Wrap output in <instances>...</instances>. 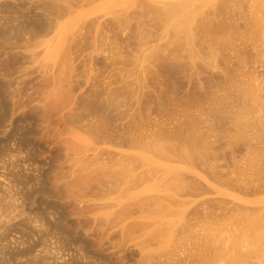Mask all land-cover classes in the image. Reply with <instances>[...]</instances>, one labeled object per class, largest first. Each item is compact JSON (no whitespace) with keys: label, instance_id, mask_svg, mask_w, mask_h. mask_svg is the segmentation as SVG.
I'll use <instances>...</instances> for the list:
<instances>
[{"label":"rangeland","instance_id":"1","mask_svg":"<svg viewBox=\"0 0 264 264\" xmlns=\"http://www.w3.org/2000/svg\"><path fill=\"white\" fill-rule=\"evenodd\" d=\"M261 208L264 0H0V264H264Z\"/></svg>","mask_w":264,"mask_h":264},{"label":"bare ground","instance_id":"2","mask_svg":"<svg viewBox=\"0 0 264 264\" xmlns=\"http://www.w3.org/2000/svg\"><path fill=\"white\" fill-rule=\"evenodd\" d=\"M146 149H148V148H146ZM159 149H160V148H159ZM159 149H158V150H159ZM154 150H155V149H154ZM154 150H153V151H154ZM158 150H157V153L160 152V151H158ZM161 151H162V150H161ZM163 151H164V150H163ZM163 151H162V152H163ZM155 153H156V150H155ZM160 153H161V152H160ZM143 155H144V154H143ZM143 155H142V156H143ZM140 157H141V156H140ZM99 165H100V164H99ZM148 165H149V164H148ZM150 165H152V163H151ZM101 167H102V166H101ZM103 167H105V166H103ZM103 167H102V168H103ZM126 167H127V166H126ZM148 167H149V169L151 168L150 166H148ZM148 167H147V168H148ZM96 168H97V167H96ZM105 168H106V167H105ZM129 168H131V167H129ZM153 168H154V166H153ZM166 168H167V167H166ZM166 168H165V169H166ZM170 168H171V167H170ZM93 169H94V168H93ZM97 169H100V168L98 167ZM127 169H128V168H127ZM145 169H146V168H144V170H145ZM162 169H164V167H163ZM162 169H161V172H162ZM167 169H168V168H167ZM103 170L105 171L106 169H103ZM152 170H153V169H152ZM81 171H82V169H81ZM84 171H86V170H84V168H83L82 173H83ZM95 171H96V170H95ZM95 171H93V172L95 173ZM128 171H129V169H128ZM130 171H131V170H130ZM147 171H148V170H147ZM173 171H174V170L172 169V171H169V173H171V172H173ZM88 172H89V171H88ZM98 172L100 173V171H97V173H98ZM102 172H103V171H102ZM106 172H107V171H106ZM122 172H123V171H122ZM145 172H146V171H145ZM167 172H168V171H167ZM85 173H86V172H85ZM91 173H92V171H91ZM94 173H93V174H94ZM103 173H104V172H103ZM107 173H108V172H107ZM117 173H118V172H117ZM119 173H120V172H119ZM146 173L149 174V171L146 172ZM150 173H151V170H150ZM159 173H160V172H159ZM162 173H163V172H162ZM176 173H177V172H176ZM176 173H174V174H176ZM100 174H101V173H100ZM104 174H105V173H104ZM123 174H125V173H123ZM160 174H161V173H160ZM163 174H164V173H163ZM163 174H162V177H163V178H166L167 176L164 177ZM167 174H168V173H167ZM86 175H87V173H86ZM101 175H102V174H101ZM128 175H129V176H128V178H129V177L131 176V174L128 173ZM178 175H179V174H178ZM88 176H89V175H88ZM88 176H87V177H88ZM105 176H106V175H105ZM119 176H120V175H119ZM124 176H125V175H124ZM124 176H123V177H124ZM160 176H161V175H160ZM169 176H170V175H169ZM175 176H176V175H175ZM121 177H122V175H121ZM121 177H120V178H121ZM170 177H171V176H170ZM128 178H127V179H128ZM139 178H141V176H140ZM167 178H169V177H167ZM167 178H166V179H167ZM174 178H177V177H174ZM179 178H180V177H179ZM125 179H126V178H125ZM141 179H142V178H141ZM169 179H171V178H169ZM167 180H168V179H167ZM174 180H175V179H174ZM178 180L180 181V179H178ZM124 181H125V180H124ZM162 181H163V180H162ZM175 182H176V181H175ZM161 183H162V182H161ZM164 183H165V182H164ZM168 184H170V182H169ZM173 184H174V183H173ZM164 186H166V184H164ZM146 187H148V186H146ZM166 187H168V186H166ZM149 188H150V187H149ZM152 189H153V188H150L151 191H152ZM154 189H155V188H154ZM156 189H157V188H156ZM143 190H144V189H143ZM143 190H142V191H143ZM145 190H147V188H146ZM145 190H144V191H145ZM148 190H149V189H148ZM148 190H147V191H148ZM150 190L148 191V193H150ZM153 191H155V190H153ZM134 192H135V191H134ZM134 192H132V194H133ZM136 194H137V193H136ZM136 194H135V195H136ZM139 194H140V193H139ZM137 195H138V194H137ZM147 196H148V195H147ZM155 197L159 198L158 196H155ZM157 200H158V199H157ZM257 202H258V203H261V201H260V202L257 201ZM257 202H256L255 204H257ZM253 204H254V203L252 202V205H253ZM261 204H262V203H261ZM262 206H263V204H262ZM255 208H256V207H255ZM255 208H254V209H255ZM256 209H258V208H256ZM261 209H262V208H261ZM258 210H259V209H258ZM262 210H264V209H262ZM247 211H248V210H247ZM247 211H244V212H247ZM251 211H252V210H251ZM244 212H243V213H244ZM249 212H250V211H248V213H249ZM262 212H264V211H262ZM243 213H242V214H243ZM251 213L253 214V216L255 215V214H254V211L251 212ZM256 213H257V212H256ZM260 213H261V212H260ZM260 213H258V214H259V216L261 215V219H262V217H263L262 214H263V213H261V214H260ZM248 215H249V214H248ZM248 215L246 214V216H248ZM250 215H251V214H250ZM263 215H264V214H263ZM253 216L250 218L251 220H252V218H254ZM257 216H258V215H257ZM156 217H158V216H156ZM159 217H160V216H159ZM244 217H245V216H244ZM247 218H248V217H247ZM247 218H246V219H247ZM255 218H256V216H255ZM163 219H164V218H163ZM261 219H260V220H261ZM160 220H161V219H160ZM164 220H165V219H164ZM164 220H163V221H164ZM166 220H167V219H166ZM166 220H165V221H166ZM258 220H259V219H258ZM263 220H264V218H263ZM247 221H248V220H247ZM256 221H257V220H256ZM256 221H255L254 225L256 224ZM259 222H260V221H258L257 226H258ZM249 223H250V222H249ZM252 223H253V220H252ZM262 223H263V222H262V220H261V224H260V226H262ZM241 224H242V223H241ZM246 224L248 225V222H247ZM246 224H245V225H246ZM243 225H244V224H243ZM247 225H246V226H247ZM252 225H253V224H252ZM254 225H253V226H254ZM240 226H241V225H240ZM246 226H245V227H246ZM253 226H251V228H252ZM257 226L255 225V228H256ZM242 227H244V226H242ZM245 227H244V228H245ZM249 227H250V226H249ZM263 227H264V226H262V230H261V229H260V230L263 231V235H264ZM232 228H233V227H232ZM234 228H235V227H234ZM236 228H237V226H236ZM236 228H235V229H236ZM238 228H240V227H238ZM244 228H242V229H244ZM253 228H254V227H253ZM258 228H259V227H258ZM235 229H234V230H235ZM246 229H247V228H246ZM256 229H257V228H256ZM234 230H233V231H234ZM238 230H239V229H238ZM240 230H241V229H240ZM252 230H253V229H252ZM258 230H259V229H258ZM235 231H236V230H235ZM249 231H251V230H249ZM255 231H256V230L254 229V232H255ZM230 232L232 233V231H230ZM230 232H229V233H230ZM236 232H237V231H236ZM246 232H247V231H246ZM257 232H258V231H256L255 234H257ZM231 233H230V234H231ZM239 233H240V231L238 232V236H240ZM247 233H248V232H247ZM250 233H251V232H250ZM250 233H248V234H249V237L251 236ZM258 233H259V232H258ZM233 234H234V233H233ZM241 234H242V233H241ZM244 234H245V233H244ZM248 234H245V235L248 236ZM255 234H254V235H255ZM260 234H261V233H260ZM228 235H229V234H228ZM228 235L226 234V236H228ZM234 235H235V234H234ZM230 236H231V235H229V237H230ZM232 236H233V235H232ZM232 236H231V237H232ZM242 236H243V234H242ZM242 236H241V237H242ZM258 236H259V234H258ZM258 236H257V238H258V240H260L259 238L262 237V236H260V237H258ZM223 237H224V236H223ZM231 237H230V239H231ZM253 237H254V236H253V233H252L251 238H253ZM214 238H215V237H213V239H214ZM235 238H236V235H235L234 239H235ZM246 238H247V237H246ZM251 238H249L248 240H250ZM211 239H212V238H211ZM213 239H212V240H213ZM215 239H217V238H215ZM218 239H220V237H219ZM218 239H217V242H218ZM225 239H226V237H225ZM225 239H224V240H225ZM234 239H233V240H234ZM238 239H239V238H238ZM242 239L244 240V237H243V238H240V242H238L239 244L241 243V240H242ZM255 239H256V238L254 237L253 240L255 241ZM212 240H211V241L209 240L208 242H212ZM221 240L223 241L222 236H221ZM243 240H242V243H243L242 245H244V241H243ZM246 240H247V239H246ZM248 240H247V241H248ZM258 240H256V242H257ZM261 240H262V239H261ZM261 240H260V241H261ZM214 241H216V240H214ZM228 241H229V240H228ZM238 241H239V240H238ZM247 241H245V242L247 243ZM250 241H251V240H250ZM254 241H253V242H254ZM220 242H221V241H220ZM229 242H230V241H229ZM233 242L235 243V241H233ZM236 242H237V241H236ZM248 242H249V241H248ZM261 242H262V241H261ZM215 243H216V242H214V245H215ZM221 243H222V242H221ZM224 243L227 244L228 242L226 241V242H224ZM230 243H231V245H232V242H230ZM234 243H233V244H234ZM238 243H237V245H238ZM257 243H259V242H257ZM257 243H256V244H257ZM217 244H218V243H217ZM217 244H216L215 246L219 247ZM219 244H220V243H219ZM228 244H229V243H228ZM247 244H248V243H247ZM253 244H255V243H253ZM259 244H260V243H259ZM259 244H258V245H259ZM212 245H213V244H212ZM214 245H213V246H214ZM221 245H223V244H221ZM221 245H220V247H221ZM231 245H230V246H231ZM234 245H235V244H234ZM234 245H232V246L234 247ZM237 245H235V247H236ZM242 245H240V246L238 245V246L241 247ZM245 245H246V244H245ZM249 245H252L251 242H250ZM249 245H248V247H249ZM261 245H262V244H261ZM215 246H214V247H215ZM228 246H229V245H228ZM228 246H226V247H228ZM253 246H254V245H253ZM253 246H252V247H253ZM256 246H257V245H256ZM259 246H260V245H259ZM259 246H258V247H259ZM220 247H219V248H220ZM223 247H224V246H223ZM243 247H244V246H242V249H243ZM250 247H251V246H250ZM254 247H255V246H254ZM254 247H253V248H254ZM260 247H264V246H260ZM215 248H216V247H215ZM224 248H225V247H224ZM228 248H229V247H228ZM228 248H227V250H228ZM246 248H247V246H246ZM253 248H252V249L250 248V251H252ZM220 249H221V252H223V251L225 250V249H222V248H220ZM230 249H232V248H230ZM230 249H229V250H230ZM233 249H236V248H233ZM233 249H232V250H233ZM237 249H239V248H237ZM242 249H241V250H242ZM215 250H216V249H215ZM222 250H223V251H222ZM227 250H226V252H223V253H224V254H225V253L227 254ZM244 250H245V249H244ZM248 250H249V249H246V251H244V253H246ZM254 250H255V249H254ZM258 250H259V249H258ZM219 251H220V250H218L217 253H218ZM250 251H249V252H250ZM235 252H237V251H235ZM239 252H241L240 249H239ZM257 252H258V251H257ZM215 253H216V252H215ZM217 253H216V254H217ZM232 253H234V252H231V255H232ZM252 253H254V252L252 251ZM252 253H250V256H252ZM218 254H220V253H218ZM228 254H229V253H228ZM235 254H236V253H235ZM238 254H240V253H237V256L239 257ZM255 254H257V253H255ZM255 254H254V255H255ZM263 254H264V252H263ZM263 254H262V253L260 254V253L258 252V257L261 256V259L259 258V259H260V260H259V263H260V261H261V262L264 261V259H262V258H263L262 255H263ZM222 255H223V254H222ZM229 255H230V254H229ZM229 255H227V256H229ZM241 255H242V254H241ZM243 255H246V254H243ZM254 255H253V256H254ZM225 256H226V255H225ZM233 256H235V255L233 254ZM233 256H232V257H233ZM247 256H248V255H247ZM253 256H252V257H253ZM263 256H264V255H263ZM218 257H219V256H218ZM230 257H231V256H230ZM230 257H228L227 259H229ZM240 257H241V256H240ZM233 258H236V257H233ZM241 258H242V257H241ZM217 259H219V258H217ZM220 259H222V258H220ZM220 259H219V260H220ZM236 259H237V258H236ZM239 259H240V258H239ZM248 259H249V257H248ZM255 259H256V256H255ZM257 259H258V258H257ZM257 259H256V260H257ZM224 260H225V259H224ZM229 260H230V259H229ZM237 260H238V259H237ZM241 260H242V259H241ZM246 260H247V259H246ZM222 261H223V260H222ZM225 261H226V260H225ZM218 262H219V261H218ZM227 262H228V261H227ZM227 262H225V264H227ZM229 262H230V261H229ZM229 262H228V263H229ZM233 262H234V261H232L231 264H232ZM238 262H239V261H238ZM240 262H241V261H240ZM243 262H244V261H242V264H243ZM257 262H258V260H257ZM257 262H256V263H257ZM256 263H255V264H256ZM216 264H217V262H216ZM221 264H222V263H221ZM223 264H224V263H223ZM235 264H236V263H235ZM239 264H240V263H239ZM257 264H258V263H257Z\"/></svg>","mask_w":264,"mask_h":264}]
</instances>
